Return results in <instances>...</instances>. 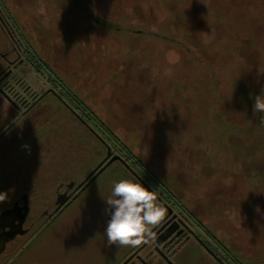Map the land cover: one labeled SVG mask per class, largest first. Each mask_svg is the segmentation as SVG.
Here are the masks:
<instances>
[{
  "label": "rangeland",
  "instance_id": "374dc122",
  "mask_svg": "<svg viewBox=\"0 0 264 264\" xmlns=\"http://www.w3.org/2000/svg\"><path fill=\"white\" fill-rule=\"evenodd\" d=\"M23 2L40 10L24 33L60 59L55 73L122 143L108 137L113 152L139 160L144 167L129 164L235 244L240 260L264 264V125L253 113L264 88V0ZM42 102L33 130L0 140V207L27 183L41 207L54 184L82 178L104 155L78 140L61 102ZM121 178L134 179L109 163L11 264H99L115 245L102 196Z\"/></svg>",
  "mask_w": 264,
  "mask_h": 264
},
{
  "label": "flooded vegetation",
  "instance_id": "af4514ba",
  "mask_svg": "<svg viewBox=\"0 0 264 264\" xmlns=\"http://www.w3.org/2000/svg\"><path fill=\"white\" fill-rule=\"evenodd\" d=\"M23 3V0H0V140L11 128L20 134L33 130L39 123L40 113L49 107L42 101L52 95L69 111L71 123L81 129L78 140L82 138L84 144L91 147V154L95 140L104 155L82 178L54 184L52 195L45 196L47 203L39 202L41 207L35 206L36 199L43 196L35 185L27 183L19 190L10 191L13 199L0 207V264H11L20 247L33 238L36 230L43 229L67 209L81 190L101 174L112 155L121 156L108 144L106 123L55 73L60 59L40 46L37 33L33 38L24 33L23 29H34L32 11L37 15L40 10L36 11L33 5L23 6ZM36 46L41 51L46 49L42 53L44 56L38 55ZM6 148L0 145V149ZM121 157L124 162L117 160L134 179L155 189L167 213L154 229L156 235L152 243L135 248L114 245L102 254L104 258L99 264H248L234 253L235 244L223 242L217 231L203 222L175 193L165 187L163 191L158 190L151 180L129 164L128 156ZM152 180L155 181L153 177ZM12 243L17 247L10 248Z\"/></svg>",
  "mask_w": 264,
  "mask_h": 264
},
{
  "label": "clouds",
  "instance_id": "9594fccd",
  "mask_svg": "<svg viewBox=\"0 0 264 264\" xmlns=\"http://www.w3.org/2000/svg\"><path fill=\"white\" fill-rule=\"evenodd\" d=\"M253 100V113L261 114L260 125H264V88ZM102 198L110 215L105 229L108 245L135 248L155 240L154 229L167 213L155 189L138 179L121 178L113 181L110 194ZM5 200L7 193L0 192V202Z\"/></svg>",
  "mask_w": 264,
  "mask_h": 264
},
{
  "label": "trees",
  "instance_id": "16d2710c",
  "mask_svg": "<svg viewBox=\"0 0 264 264\" xmlns=\"http://www.w3.org/2000/svg\"><path fill=\"white\" fill-rule=\"evenodd\" d=\"M107 134H108V136L110 137V139H113V141L117 142L119 145L122 144L120 141H118V140L115 138L113 132H112L110 129H108V128H107ZM121 146H122V145H121ZM128 156H129V157H128L129 159H130V157H131V159H133V161H134L136 164H139V165L141 166V168L144 167L143 164L140 163L139 160H137L136 158L132 157L131 155H128Z\"/></svg>",
  "mask_w": 264,
  "mask_h": 264
},
{
  "label": "water",
  "instance_id": "95a60500",
  "mask_svg": "<svg viewBox=\"0 0 264 264\" xmlns=\"http://www.w3.org/2000/svg\"><path fill=\"white\" fill-rule=\"evenodd\" d=\"M110 156H111V152L109 153V157H110ZM117 159H119V160H121V161L124 162L123 158H122L120 155H116V154H114V155H112V156L109 158V160L105 163V165H107V164H109V163H111L112 161L117 160Z\"/></svg>",
  "mask_w": 264,
  "mask_h": 264
}]
</instances>
